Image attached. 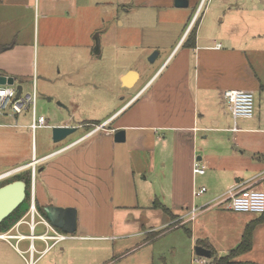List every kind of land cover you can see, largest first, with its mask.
<instances>
[{
	"label": "crops",
	"instance_id": "obj_1",
	"mask_svg": "<svg viewBox=\"0 0 264 264\" xmlns=\"http://www.w3.org/2000/svg\"><path fill=\"white\" fill-rule=\"evenodd\" d=\"M128 1L107 2L120 7ZM224 2L226 6L232 4L231 0H223L217 15L222 14ZM128 3L135 10L150 6L152 1ZM202 3L199 0L192 5L189 0V5L183 7L187 8L185 14L198 13ZM206 3L207 0L203 8H207ZM260 3L264 8V0ZM100 4L104 15L106 5L102 1L0 0V74L28 76L22 61L29 50L35 69L32 77L38 84V52L23 38L26 26L33 21L28 11L34 16L39 14L48 43L57 45L66 40L67 45L74 46V29L80 17H90L93 6L99 12ZM251 5L255 10L260 7L257 1ZM132 7L127 12L131 13ZM189 21L152 74L145 76L134 67L119 73L117 100L96 92L95 79L91 94L85 97L80 92L85 65L66 67L64 63L60 68L58 76L65 80L63 88L48 98L41 112L51 126L40 129L67 125L77 130L65 140L54 142L50 151L48 145L42 147L40 154L34 141L33 152L28 147L19 148L17 133L11 140L13 146L4 148L6 156L15 145L18 150H11L10 158H3L0 167L6 170L0 175L13 170L12 175L31 172V204L40 215L35 218L33 230L27 215L29 208L22 222L9 230L10 234L24 237H0V264H197L193 261L196 246L211 250L207 264H221L215 260L238 247L252 223L256 224L251 248L232 261L264 264V220H259L263 216L235 212L228 207L227 199L235 187L264 189V113L239 118L238 130H232L235 121L231 126L219 125L218 119L209 121V106L218 96L224 99L225 90L264 92V20L255 22L260 36L257 61L261 75L247 58L245 48L231 45L229 36L221 39L217 27L210 25V32L204 33L203 17L196 24L195 44L185 45L193 25ZM88 27V31L94 28ZM104 60L102 55L87 57V63L97 65L94 75L105 74ZM25 81L19 82L24 85ZM124 88L128 94L138 89L126 100L127 95L121 92ZM80 106L91 107L83 112ZM29 110L11 113L16 124L2 121L0 127H19V117ZM7 116L10 114H0L2 120ZM103 123L105 127L94 130L95 125ZM30 124L25 126L35 139ZM119 129L126 130L125 141L115 140ZM80 130L83 132L79 134ZM232 144L241 150L230 147ZM195 158L206 165L204 174L193 171ZM202 187L207 190L197 194ZM47 206L75 208L76 231L69 233L48 226L45 222L49 219L40 209L45 211ZM39 227L45 230L38 231ZM56 231L67 237L58 240L31 236L33 232L57 235Z\"/></svg>",
	"mask_w": 264,
	"mask_h": 264
},
{
	"label": "rangeland",
	"instance_id": "obj_2",
	"mask_svg": "<svg viewBox=\"0 0 264 264\" xmlns=\"http://www.w3.org/2000/svg\"><path fill=\"white\" fill-rule=\"evenodd\" d=\"M94 1H102L105 3V13L104 15L100 13V4L99 12L96 7L93 6L90 17L86 14L80 17L76 29H74L77 38L74 46L67 45L65 43L66 40H64L62 44L57 43V45L48 43L45 40L46 35L42 28V20L40 21L39 14L34 16V13L31 15V11H28L27 16L33 21L26 26L23 38L29 40L31 44H34L35 49L38 52L35 59L36 69L38 66L39 75L37 84L38 115H43L41 112L43 109H46L43 107L48 103V98H50L52 94L55 95L57 91L63 88L62 83H64L65 80H61L58 76V72L60 71V68H64V63L66 67L85 65L82 73L83 85H80V92L84 94L85 97L94 91L91 88V83L95 79L97 81V87L95 88L96 92L104 94L105 97L111 96V98H116L117 100V94L120 88L118 78L119 73L134 67L146 74L145 76L152 74L163 59L174 48L181 35V29L184 30L183 26H185V23L190 19H192L190 20L192 23L194 19H202L203 17V32L207 34L210 32V25L217 27V32L221 39H228L227 36H229L231 38V45H238L241 50L242 47H244L247 51V58H250V61H252L259 75L263 72L257 61L259 49L257 47V42L260 36L257 27L258 24L255 23L259 19L264 20V8L260 3L262 0H238L237 3H234L236 2L235 0H233V2L231 0L230 3L232 4L227 6V3L224 2L225 7L220 15H217V7H220L223 0H213V2L212 0H207V8H203L206 1L203 0L200 11L198 13L195 11L196 14L191 13L189 16L185 14L187 8L177 7L175 5V0H151L152 3H150V6L147 5V7L144 6L142 8H136L135 10L132 7V4L128 3L130 0L128 2H123L120 7H112L113 4L109 5V2L107 1L110 0ZM137 1L142 2L143 0ZM198 1L199 0H191V4L195 5ZM254 1H257L260 5L258 10L252 9L251 4ZM211 4L213 10H210ZM129 7H132L131 13L127 12ZM222 17L224 18L223 21L221 20ZM121 22H123V24H121ZM88 25L94 27L93 30L88 31ZM108 39H110L111 42H108ZM98 41L100 42L102 50L99 54L96 52ZM90 42L92 44H90ZM226 48L227 46L224 47V49ZM153 52L157 53L154 60L151 61L149 58ZM29 53V50L24 53L26 56L22 61L23 68L28 73V76L25 77L27 81H25L23 85L25 91L34 89V80L32 77L35 73V69L33 71L34 61L29 56ZM96 55H102L104 58L106 57V60H104L106 61L105 74L96 73L94 75L93 72L97 69V65L87 63L88 56ZM75 57L79 58L76 60L72 59ZM61 70H63V72L65 71V69ZM137 89L138 88H136V90ZM127 90L128 89L125 88L121 89L122 96L127 95L126 100L136 91L133 90L128 94ZM85 92H87V94ZM75 107L77 106H73V108ZM90 107L91 106H80L83 112ZM200 108L202 110L205 109L203 103L200 104ZM255 110V117L258 115L260 117V115H263L264 113L263 90L255 93ZM32 113L33 109L31 108L19 117V127H14L12 125L11 128L9 126L0 127V163H2L4 157L5 160L7 159L6 157L10 158L11 150H18L15 143V148L8 149L7 156L4 152L5 147L13 146L11 145V140H14L16 133L20 137L18 142L19 148L28 147L30 151L33 152V141L35 142V147L39 154L41 153L42 147H45L46 145H48L47 151H50L54 147L53 128L36 129L35 139H33L31 131L28 133V128L25 125L32 123ZM5 114H10V116H7L4 120L0 117V122L3 121L15 125L16 118L13 117L9 111L5 112ZM209 114V121L212 119H218L220 121L219 125L221 126L233 125V117L228 110L225 100L222 99L221 96L215 98L214 102L209 106ZM79 116L80 114H78V117ZM82 132L83 130H80L79 134ZM21 142H23V145ZM230 147H234L235 150H241L237 145L232 144ZM5 170L6 168L0 167V173ZM18 174L28 176V173L24 174V172ZM13 178V175H10L0 179V185L2 186L11 182ZM255 188L260 189L261 187L258 186ZM44 230L45 229H42V227H39L38 229V231L42 232ZM195 254L197 253L195 252ZM27 257H30V255L27 254ZM207 259L208 258L205 257L204 263L197 264H207L206 262H209V259Z\"/></svg>",
	"mask_w": 264,
	"mask_h": 264
},
{
	"label": "built area",
	"instance_id": "obj_3",
	"mask_svg": "<svg viewBox=\"0 0 264 264\" xmlns=\"http://www.w3.org/2000/svg\"><path fill=\"white\" fill-rule=\"evenodd\" d=\"M195 22H192V24ZM221 46V44H219ZM17 82L14 84H5L0 85V114H5V112H10L14 115H18L26 111L27 109H33L32 113V123L30 124V128L33 132L36 129L41 127L51 126L48 124V120L45 115H38L36 111L37 107V99H38V92H37V85L36 82L34 84V89L25 91L23 89L20 96H17L18 89H17ZM224 100L228 106V110L231 113L234 121L235 126L232 130H238L237 120L239 118H252L255 116V92L252 90L246 89H227L224 91L223 94ZM105 127V124H98L96 125L94 130H98L100 128ZM193 171L196 174H204L206 172V165L200 163V161L195 158V162L193 165ZM10 176V175H9ZM35 176V165L33 168V177ZM8 177V176H6ZM5 177H0L3 179ZM207 190L206 187H202L197 194L203 193ZM228 207L235 211V212H248L262 215L264 214V189H257L254 186H246L242 188H232L228 192ZM30 216V224L32 229L34 230L36 222L35 218L37 215H40L39 211L37 210L34 203L31 204L30 210L28 214ZM18 222H22L19 220ZM38 223V222H37ZM48 226L55 229L49 222H45ZM57 235H49L47 233H43L40 235L33 234L31 235L33 238L40 237L43 239L48 238H58V240L65 239L67 234H61L56 231ZM24 234H10V231H6L4 233H0V237L10 240L14 237L17 239L24 237ZM194 262L204 263L205 257L200 255L194 254L193 257Z\"/></svg>",
	"mask_w": 264,
	"mask_h": 264
},
{
	"label": "water",
	"instance_id": "obj_4",
	"mask_svg": "<svg viewBox=\"0 0 264 264\" xmlns=\"http://www.w3.org/2000/svg\"><path fill=\"white\" fill-rule=\"evenodd\" d=\"M177 7H187L189 0H175ZM3 48H0V52ZM100 46L99 41L97 43L96 52L99 53ZM157 52H153L150 56V60L153 61ZM18 82L15 76L0 74V85L14 84ZM17 96L23 91V85L18 82ZM77 130L75 126L57 125L53 127V139L54 142H61L73 134ZM115 140L118 142L126 140V130L119 129L115 133ZM14 170L1 174L0 177H6L12 175ZM28 184L24 179H16L0 186V224L5 220L13 211H15L27 197ZM46 217L49 219L50 224L53 227L62 229L63 231L74 233L77 229V211L75 208H63L57 206L45 207ZM195 251L198 255L206 258L212 257L211 250L204 246H196Z\"/></svg>",
	"mask_w": 264,
	"mask_h": 264
},
{
	"label": "trees",
	"instance_id": "obj_5",
	"mask_svg": "<svg viewBox=\"0 0 264 264\" xmlns=\"http://www.w3.org/2000/svg\"><path fill=\"white\" fill-rule=\"evenodd\" d=\"M198 20H195V22L193 23L189 34L186 38L185 41V45H194L195 44V38H196V24L198 23ZM190 47V46H189ZM9 75V74H7ZM16 79H18V81H24L25 78H20L15 76ZM28 176H24V175H13V179L12 180H16V179H24L27 184V197L26 200L15 210L13 211L5 220L2 221V223L0 224V233H4L8 230H10L25 214L26 212L29 210L30 205H31V177H32V173H28ZM11 180V181H12ZM1 186V185H0ZM158 206H160V203L157 202L156 203ZM163 208L165 209V211L170 212L167 208H165L163 206ZM41 211L43 212V214L45 215V211L43 210V208H40ZM262 218H260L259 220H264V214H262ZM258 220V221H259ZM256 223H252L249 224L244 232L243 238L241 243L239 244L238 247H236L235 249H233L228 255L220 257L218 260H215V262L221 263V264H256V263H252V262H234L232 261V259L234 257H236L237 255L249 250L252 246V234H253V230L255 227ZM213 264V262L211 263Z\"/></svg>",
	"mask_w": 264,
	"mask_h": 264
}]
</instances>
